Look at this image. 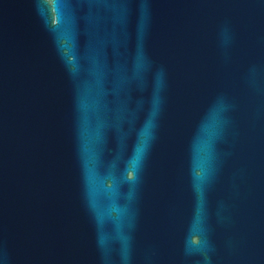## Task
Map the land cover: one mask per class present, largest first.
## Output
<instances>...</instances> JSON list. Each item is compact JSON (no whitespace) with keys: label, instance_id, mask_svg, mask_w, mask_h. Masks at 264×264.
Returning a JSON list of instances; mask_svg holds the SVG:
<instances>
[{"label":"water","instance_id":"obj_1","mask_svg":"<svg viewBox=\"0 0 264 264\" xmlns=\"http://www.w3.org/2000/svg\"><path fill=\"white\" fill-rule=\"evenodd\" d=\"M0 264H264V0H0Z\"/></svg>","mask_w":264,"mask_h":264}]
</instances>
